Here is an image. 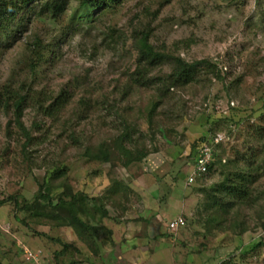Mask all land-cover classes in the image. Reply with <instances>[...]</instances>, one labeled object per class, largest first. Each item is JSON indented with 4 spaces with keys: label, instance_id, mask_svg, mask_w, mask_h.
Segmentation results:
<instances>
[{
    "label": "rangeland",
    "instance_id": "rangeland-1",
    "mask_svg": "<svg viewBox=\"0 0 264 264\" xmlns=\"http://www.w3.org/2000/svg\"><path fill=\"white\" fill-rule=\"evenodd\" d=\"M77 3L70 0L56 19L33 14L27 31L0 35L1 93L4 86L32 85L49 96L66 89L71 98L51 117L30 106L24 110L35 138L26 148L25 137L10 123L13 108L0 107V200L19 197V207L13 199L0 206V260L34 264L23 252L27 248L44 264H57L62 245L52 238L63 241L66 230L68 238L76 237L72 228L32 222L29 211L21 210L48 181L54 196L66 185L71 193L86 194L93 216L84 220L104 242L111 239L106 225L122 217L124 204L133 207L127 214H134L149 201L160 214L149 223L158 224L161 233L151 237L149 250L132 252L138 264H264V134H257L264 128V0H122L80 19L58 44ZM142 31L151 32L159 49L190 63L208 60L220 72L201 65L186 84L170 87L166 79L175 64L167 60L148 75L155 85L135 84L134 35ZM36 37L55 45L57 57L47 59L35 77L27 59ZM126 125L132 127V148L147 154L143 160L126 166L113 149L107 163L85 156L88 147L113 146ZM214 134L226 137L217 148L225 161L246 154L252 159L254 204L237 199L228 207L231 199L222 197L226 206L213 205L209 186L226 178L220 166L205 180L207 190L201 191L199 182L188 184L194 154ZM247 161L242 158L235 172H249ZM58 169L62 173L52 180ZM177 215L186 225L169 232L166 218ZM139 244L133 238L120 246L130 250ZM69 245L72 257L62 263L75 264V247ZM114 254L105 258L126 264L114 261Z\"/></svg>",
    "mask_w": 264,
    "mask_h": 264
},
{
    "label": "trees",
    "instance_id": "trees-1",
    "mask_svg": "<svg viewBox=\"0 0 264 264\" xmlns=\"http://www.w3.org/2000/svg\"><path fill=\"white\" fill-rule=\"evenodd\" d=\"M78 1L77 7L70 17V24L68 27L63 28V33L58 44L68 39L73 31L76 30L77 24L80 19L94 14L102 13L104 10L111 9L114 5L120 4L122 0H76ZM70 6V0H0V35H4L8 38V35H12L18 32L28 30L30 23L32 22V16L36 18H42L49 16L52 19L64 14ZM134 35V47L138 52V60L132 79L135 84L141 86H152L155 85L156 80L150 78V71L153 67L164 63L167 60H173L175 66L168 75L170 87L186 84L191 80L193 74L197 72L199 66L203 65L209 72L216 73L217 66L208 60H201L197 62H187L179 56H174L165 50L156 47L150 40L151 32H135ZM46 41H43L41 37L34 38V41L29 45L31 47V54L27 59V66L31 76H38L41 66L48 60L54 62L57 57V53L54 48L49 46ZM52 51L53 57L49 58L48 53ZM218 72H220L218 70ZM135 76V78L133 77ZM149 77V78H148ZM160 81H162L160 79ZM132 82V83H133ZM165 82V83H166ZM164 83V82H162ZM169 87V88H170ZM18 90V91H16ZM71 98H69L66 89H61L59 93L54 96H49L44 90H35L32 85L26 90L21 86L18 89L12 86H4L3 93L0 92V107H11L14 110L13 118L10 123H15L16 127L21 131L25 137V145L29 146L35 140L31 129H28L24 120V110L27 107L32 109L44 117H51L55 111L63 108ZM82 104H86V100H81ZM130 126L126 125L123 132H121L114 140L113 146H107L102 143L95 151L94 148L88 147L86 149L85 156L93 157L103 163H107L111 160V153L113 150L117 151L123 156L124 165L128 166L136 161H141L147 155L145 152H140L132 148L133 134ZM257 130L258 135L264 134V128ZM215 135V134H214ZM213 135V136H214ZM206 139L199 146L198 151L207 143L213 139ZM37 139V138H36ZM220 150V146L217 147ZM113 149V150H112ZM198 151L194 156L198 155ZM224 152V150H223ZM114 153V152H113ZM243 160H248L249 172L236 171L235 168L238 163ZM253 158V157H252ZM237 163V164H236ZM217 166L223 167L222 174L225 175V180L219 184H212L208 189L209 193H212L213 205H225L219 202L221 198L229 197L231 200L227 202V206L234 205L236 200H242L243 203L248 205L254 204L256 199L252 198V182L254 181V173L250 171L253 166L251 158L248 155H238L235 160L230 158L225 161L222 158L221 152L215 153V161L210 165L209 170L201 178L197 180L200 183V190H207L208 186L204 185L205 180L211 175L213 171H216ZM258 168V167H256ZM237 170V169H236ZM63 170L58 169L53 175L54 178L59 177ZM50 182L44 181L40 184L38 192L34 195V198L29 203L23 204L21 210L29 211L31 215V221L39 224L47 225H59L68 228H72L79 234L90 233L91 230H97L95 226L84 220L85 217H92V208H89V198L86 194L81 192L71 193L70 187L65 186V189L55 196L50 193ZM57 198V202L54 200ZM250 198V200H249ZM14 200L17 207H19V197L13 196L9 199L0 200V206L7 201ZM214 221L213 218H210ZM56 242L60 243L63 247L59 250V254L66 253L65 251L69 248V244L62 241L61 238H52ZM0 264H5L0 260Z\"/></svg>",
    "mask_w": 264,
    "mask_h": 264
},
{
    "label": "crops",
    "instance_id": "crops-1",
    "mask_svg": "<svg viewBox=\"0 0 264 264\" xmlns=\"http://www.w3.org/2000/svg\"><path fill=\"white\" fill-rule=\"evenodd\" d=\"M141 185V182H139L138 186ZM127 187H131L130 184H126ZM149 201L146 202L145 206H140L137 210V213L134 214H127L128 210H132L131 207H129L128 203L127 205H123L122 213L119 219L115 218L113 219V222H110L106 225L107 229L111 232V239L104 242L103 238H100V236H95L93 233H86V234H79L75 230H72L76 237L68 238V234L71 231H63V237L65 238L63 241L67 243H72L75 248H73L75 259V264H80V262H87L89 264H113V261H110L109 259L105 258V256H109L111 253H115L113 258L114 261H122L126 264H138L137 262H133L132 260V252L138 253L144 250L150 249V239L151 237H154L153 235L159 233L160 235V229L158 227V224H151L149 223L150 220L160 217L159 213H156L152 208L151 204L149 205ZM166 208V207H165ZM167 209V208H166ZM185 211V209H183ZM131 212V211H130ZM174 216V215H173ZM182 215H177L176 218L181 217ZM174 218V219H176ZM173 219V220H174ZM94 220V219H92ZM167 220V230L168 229V223L171 221L168 218ZM164 232V231H163ZM170 232V231H169ZM138 235L139 238H136ZM77 238V239H76ZM139 239L140 244L134 245L132 249L130 250H124L121 248L123 243L126 244L129 240ZM72 240V242H68V240ZM114 239V241H112ZM111 240V241H110ZM63 247V246H62ZM62 249V248H61ZM58 251V250H57ZM66 253H61L60 255L56 252V262L57 264H64L62 263L64 260L68 261V257L70 258L71 250L68 248ZM67 257V258H66ZM79 257V258H78ZM83 258V259H80ZM130 258V259H129ZM127 259V261H126ZM95 260V261H94ZM126 261V262H125ZM131 262V263H130ZM121 264V263H120Z\"/></svg>",
    "mask_w": 264,
    "mask_h": 264
},
{
    "label": "built area",
    "instance_id": "built-area-1",
    "mask_svg": "<svg viewBox=\"0 0 264 264\" xmlns=\"http://www.w3.org/2000/svg\"><path fill=\"white\" fill-rule=\"evenodd\" d=\"M224 136L221 134H216L213 136V139L210 143L205 144L199 151L196 156V167L192 174L188 177V184L193 185L206 174L209 170L210 165L215 161V153L217 147L225 142ZM186 225V220L183 217H178L168 223V229L171 232H177L180 228ZM23 252L26 254L28 260L33 261L34 264H44L39 257V254L24 248ZM41 254V253H40Z\"/></svg>",
    "mask_w": 264,
    "mask_h": 264
}]
</instances>
